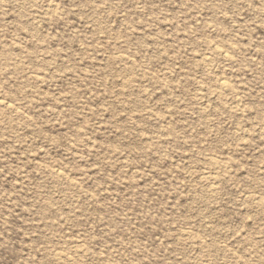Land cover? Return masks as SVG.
Wrapping results in <instances>:
<instances>
[{
	"label": "rangeland",
	"instance_id": "1",
	"mask_svg": "<svg viewBox=\"0 0 264 264\" xmlns=\"http://www.w3.org/2000/svg\"><path fill=\"white\" fill-rule=\"evenodd\" d=\"M263 125L264 0H0V264H264Z\"/></svg>",
	"mask_w": 264,
	"mask_h": 264
},
{
	"label": "bare ground",
	"instance_id": "2",
	"mask_svg": "<svg viewBox=\"0 0 264 264\" xmlns=\"http://www.w3.org/2000/svg\"><path fill=\"white\" fill-rule=\"evenodd\" d=\"M48 6V5H47ZM218 49H220V48H218ZM226 53V52H225ZM213 79V78H212ZM216 79V78H215ZM220 81V80H219ZM226 83H227V81H226ZM229 84V83H228ZM219 86L221 87V88H225V86H226V84H225V82L224 81H222V82H220V84H219ZM226 90V89H225ZM3 101V100H2ZM202 101V100H201ZM239 104V103H238ZM205 105V104H204ZM263 130H264V125H263ZM214 191V190H213ZM263 206H264V203H263Z\"/></svg>",
	"mask_w": 264,
	"mask_h": 264
}]
</instances>
